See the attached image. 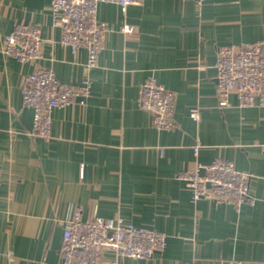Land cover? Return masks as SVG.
I'll use <instances>...</instances> for the list:
<instances>
[{
  "label": "crops",
  "instance_id": "obj_1",
  "mask_svg": "<svg viewBox=\"0 0 264 264\" xmlns=\"http://www.w3.org/2000/svg\"><path fill=\"white\" fill-rule=\"evenodd\" d=\"M97 17L110 30L88 70L86 48L60 43L51 0H0V264H61L66 221L78 207L84 219L120 215L167 232L165 249L119 264H264V106L241 107L232 94L221 107L217 87L219 48L264 40V0H142L126 11L106 1ZM19 22L41 27L35 62L2 51ZM38 65L65 83L92 80L85 104L54 109L50 138L33 134L34 109L23 103ZM151 75L175 92L172 129L156 128L138 104ZM217 157L251 175L254 204L192 200L179 172L199 164L204 172Z\"/></svg>",
  "mask_w": 264,
  "mask_h": 264
},
{
  "label": "built area",
  "instance_id": "obj_2",
  "mask_svg": "<svg viewBox=\"0 0 264 264\" xmlns=\"http://www.w3.org/2000/svg\"><path fill=\"white\" fill-rule=\"evenodd\" d=\"M112 1L126 11L132 3L142 0H51L54 23L62 30L60 43L73 52L84 47L88 51L87 69L97 66L110 30L107 22L97 17L99 3ZM199 7L207 0H195ZM122 30L132 32L134 27L124 24ZM42 30L39 25L17 23L6 34L2 51L21 62H35L42 56ZM219 105H231L235 94L241 107L264 106V40L242 44H227L218 51ZM92 90V80L86 76L79 84L62 82L52 68L38 65L31 71L23 87V103L34 109L33 134L50 138L53 129V111L74 102L85 104ZM138 104L153 115L158 129L175 126L176 95L153 75L140 85ZM190 115L201 118L200 108L194 106ZM200 144L195 145L198 153ZM264 153V144L262 145ZM184 169L178 177L189 182L192 200L209 198L227 202L239 208L244 203L254 204L256 198L250 189L251 175L239 170L234 161L217 157L205 165V171ZM2 174L0 172V183ZM168 234L155 228L138 226L123 216H93L84 219L82 209L75 208L66 221L60 249L61 264H119L120 256L135 259L152 257L167 247ZM114 252L113 258L105 253ZM229 264H243L230 259Z\"/></svg>",
  "mask_w": 264,
  "mask_h": 264
}]
</instances>
